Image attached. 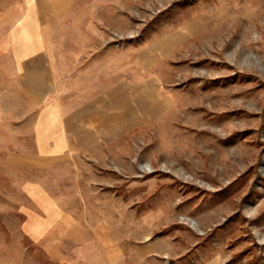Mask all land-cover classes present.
I'll return each mask as SVG.
<instances>
[{"label": "rangeland", "instance_id": "rangeland-1", "mask_svg": "<svg viewBox=\"0 0 264 264\" xmlns=\"http://www.w3.org/2000/svg\"><path fill=\"white\" fill-rule=\"evenodd\" d=\"M0 264H264V0H0Z\"/></svg>", "mask_w": 264, "mask_h": 264}, {"label": "crops", "instance_id": "crops-1", "mask_svg": "<svg viewBox=\"0 0 264 264\" xmlns=\"http://www.w3.org/2000/svg\"><path fill=\"white\" fill-rule=\"evenodd\" d=\"M83 122V119L78 120L77 116H74L67 130L65 129V125H63V129L62 125H59L56 130H48L47 133L44 129V121H42V125L40 126L41 129L38 128L40 134L37 140V151L44 155V159L48 160L54 159V155L60 153L89 152L95 137L98 138L102 136V134L100 132L92 134V132L88 130L89 126L85 123L83 124ZM79 124L81 125L79 126ZM82 128L84 131L81 130Z\"/></svg>", "mask_w": 264, "mask_h": 264}]
</instances>
